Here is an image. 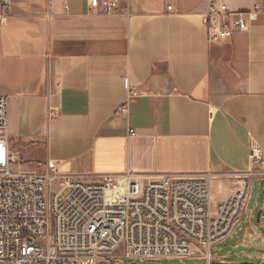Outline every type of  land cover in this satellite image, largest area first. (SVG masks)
Masks as SVG:
<instances>
[{
  "label": "crops",
  "instance_id": "obj_1",
  "mask_svg": "<svg viewBox=\"0 0 264 264\" xmlns=\"http://www.w3.org/2000/svg\"><path fill=\"white\" fill-rule=\"evenodd\" d=\"M106 1L119 12L11 0L0 96L24 101L32 155L88 182L213 174L217 202L236 193L252 147L264 152V0H219L234 12L260 7L247 32L221 43L208 35L214 0Z\"/></svg>",
  "mask_w": 264,
  "mask_h": 264
},
{
  "label": "built area",
  "instance_id": "obj_2",
  "mask_svg": "<svg viewBox=\"0 0 264 264\" xmlns=\"http://www.w3.org/2000/svg\"><path fill=\"white\" fill-rule=\"evenodd\" d=\"M10 8L11 0H0V24ZM90 8L119 12L106 0H90ZM259 11L256 6L234 12L214 0L207 16L209 41L247 32ZM8 106L0 96V264H117L121 248L130 264L171 258L235 264L214 257L212 247L235 229L254 179L264 182L259 146L252 147V170L239 190L220 202L211 189L213 174L128 173L88 182L61 174L54 162L43 172L18 170L23 160L11 146ZM53 182L59 184L56 193ZM260 259L264 264V255Z\"/></svg>",
  "mask_w": 264,
  "mask_h": 264
},
{
  "label": "rangeland",
  "instance_id": "obj_3",
  "mask_svg": "<svg viewBox=\"0 0 264 264\" xmlns=\"http://www.w3.org/2000/svg\"><path fill=\"white\" fill-rule=\"evenodd\" d=\"M8 122L11 146L16 156H21L22 163L17 165L18 170L22 171H45V166L32 155L33 150L29 145L30 140L23 136L22 108L24 101L9 98ZM225 185H228L225 181ZM53 192L59 190L58 182L52 184ZM212 192L217 195L222 186L214 185ZM217 198V196H216ZM264 208V182L260 178L254 179L251 184L249 195L244 205V211L239 217L233 232L221 242L212 247V254L223 261L241 264L249 262L262 264L260 257L264 255V227L257 221L258 214ZM252 217V218H251ZM117 264H130L125 258L123 248L117 251ZM154 264H206L205 260L198 258H171L152 261Z\"/></svg>",
  "mask_w": 264,
  "mask_h": 264
},
{
  "label": "water",
  "instance_id": "obj_4",
  "mask_svg": "<svg viewBox=\"0 0 264 264\" xmlns=\"http://www.w3.org/2000/svg\"><path fill=\"white\" fill-rule=\"evenodd\" d=\"M260 216H261V212L258 214V216H257V221H258V223H260ZM132 264H137V263H132ZM242 264H253V263H249V262H244V263H242Z\"/></svg>",
  "mask_w": 264,
  "mask_h": 264
}]
</instances>
